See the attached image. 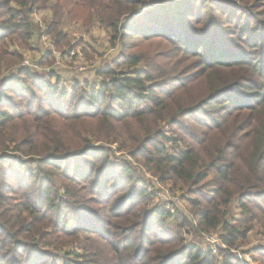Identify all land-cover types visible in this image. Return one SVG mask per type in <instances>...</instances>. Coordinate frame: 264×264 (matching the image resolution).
<instances>
[{"label": "trees", "instance_id": "obj_1", "mask_svg": "<svg viewBox=\"0 0 264 264\" xmlns=\"http://www.w3.org/2000/svg\"><path fill=\"white\" fill-rule=\"evenodd\" d=\"M164 1L0 0V264H249L231 249L264 237V0L240 17L218 0L152 6ZM48 4L42 30L33 14ZM81 11L118 48L91 71L99 84L20 65L36 32L65 57L79 50L57 21ZM140 168L189 215L152 209ZM192 231L226 249L187 242ZM255 255L264 264V246Z\"/></svg>", "mask_w": 264, "mask_h": 264}, {"label": "rangeland", "instance_id": "obj_2", "mask_svg": "<svg viewBox=\"0 0 264 264\" xmlns=\"http://www.w3.org/2000/svg\"><path fill=\"white\" fill-rule=\"evenodd\" d=\"M170 0H166L161 3H153L152 6L157 5H165L169 3ZM221 2H225L224 7H231L237 4L238 6V12L237 14L240 17L245 10L250 12H257V7L252 5L250 0H218ZM232 4V6H230ZM260 6V5H259ZM12 8H18L16 4H11ZM52 4L46 5V7L40 6L36 10H34L33 14V20L34 23L40 26L42 30H45L44 27L46 26V23L51 21V18L54 16V12L52 9ZM189 9L197 8V4L192 3L191 1L188 4ZM152 9V7L147 8ZM3 12V11H2ZM4 13V12H3ZM88 12L81 11L79 17L73 15V16H62L58 21L57 25L58 28L61 29L63 34L66 36L67 39L70 41L72 40V46L75 47L76 45H79L80 43H84L83 46L79 47V50H71L68 52V56H63L60 52L56 51L55 48V42L52 41L50 36L47 35H38V32H36L37 35L34 36L32 42L30 43L31 48L26 51H22L24 55L23 62L20 64L22 67H32V65L37 64L40 61H45L49 63V66L43 67L42 69H39L42 72H52L55 71L61 79L65 80L66 82L71 83L81 80H88L95 84L93 81H99L98 79H95L94 76L89 75V72L93 71L96 68H99L103 66L106 62H110L111 59L116 58L118 55V48L112 49V47L109 44L110 40V33L104 30L105 28L102 27L100 24L94 23L93 20L87 19ZM138 14L134 15L137 16ZM0 18H1V12H0ZM159 18L158 14L151 15L148 19H146V22L148 25L152 24L153 22H156ZM167 18V17H164ZM163 18V19H164ZM166 20V19H164ZM1 21V19H0ZM130 20H128L129 22ZM237 22V19H236ZM236 22L231 24H224L220 26V31L224 35H226V38H232L229 34L232 32H237L238 27L236 25ZM214 32V30H213ZM32 49V50H31ZM13 51V50H12ZM79 53L81 56L80 59H76L75 56H71V52ZM50 55H47L49 54ZM226 57V56H225ZM28 61L29 65H26L25 62ZM15 62H17V59H9L7 63H12L15 65ZM53 62V63H52ZM52 65L50 66V64ZM17 64V63H16ZM18 65V67H20ZM80 66L83 68L82 71L77 70L76 67ZM15 73L6 72L7 77L12 76ZM214 107L212 106H205L202 108V110L199 112L198 117L201 120H205L206 116L211 114L212 109ZM216 118V116H215ZM190 122V121H187ZM112 161L115 163V165H120L124 162L123 159H126V156L113 152L111 154ZM134 166L138 165V162L131 161ZM85 165V164H84ZM142 166V165H138ZM142 172L138 173L142 179L145 181L144 185L148 187V189L152 192L154 195L153 203L150 205L151 208L159 207V205L167 204L166 208H175V213L178 214V218L181 219L185 216H188L190 207L188 206V200H182L181 192L178 190H173V184L172 183H166L162 184L161 182H157L152 175L145 172L143 169L140 168ZM139 171V170H138ZM147 171V170H146ZM91 174L92 171H86L84 174ZM107 181L103 180V184H106ZM152 184V185H149ZM156 210H159V208H156ZM180 211V212H179ZM167 226L172 231H177L176 224L174 222H171V220H168ZM173 224V225H171ZM74 228V224L71 225V228ZM221 232L220 230L218 231ZM193 233V231H192ZM199 235H196L193 233V236H187V242L190 240L196 241L200 246L203 248L205 247V242L210 244L214 248L218 246L221 249H226V247L223 246V244L220 242L219 237L213 235L214 237L211 238V241L207 239V236L205 235V239L203 235L201 234L199 239L197 240V237ZM212 239L217 240V243L215 241L212 242ZM211 242V243H210ZM250 245L241 247L239 249L240 252H243L244 254H241L236 249H231V252L234 256L237 258H243L246 262L249 264H260L261 259L258 255H255V252L261 247L264 246V237H261V234L254 233L250 236ZM215 245V246H214ZM207 250V248H206ZM211 250L214 251L212 248ZM253 259V260H252ZM255 261V263H254Z\"/></svg>", "mask_w": 264, "mask_h": 264}, {"label": "built area", "instance_id": "obj_3", "mask_svg": "<svg viewBox=\"0 0 264 264\" xmlns=\"http://www.w3.org/2000/svg\"><path fill=\"white\" fill-rule=\"evenodd\" d=\"M70 55H71V56H75L76 59H80L79 57L81 56L79 53H76V52H73V51L70 53ZM25 64H26V65H29L28 61H26ZM76 69H77V70H80V71L83 70V68L80 67V66H77ZM212 237H214V236H207V239H208L209 241H211V238H212ZM213 241H215V243H217V240L212 239V242H213ZM210 243H211V242H210ZM214 246H215V245H214ZM223 246L225 247V245H223ZM212 248H213V246H211V249H212Z\"/></svg>", "mask_w": 264, "mask_h": 264}, {"label": "crops", "instance_id": "obj_4", "mask_svg": "<svg viewBox=\"0 0 264 264\" xmlns=\"http://www.w3.org/2000/svg\"><path fill=\"white\" fill-rule=\"evenodd\" d=\"M89 75H92V76H94V73L93 72H89ZM94 78L95 79H97L95 76H94ZM88 80H89V78H87ZM93 82H95V84H99V81H93ZM93 84V83H92Z\"/></svg>", "mask_w": 264, "mask_h": 264}]
</instances>
